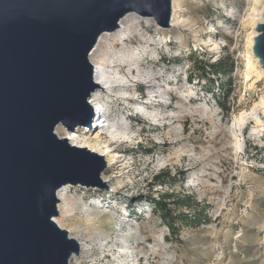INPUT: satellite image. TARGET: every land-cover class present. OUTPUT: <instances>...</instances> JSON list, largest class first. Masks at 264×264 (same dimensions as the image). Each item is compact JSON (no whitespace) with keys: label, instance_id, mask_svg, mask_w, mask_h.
Listing matches in <instances>:
<instances>
[{"label":"rangeland","instance_id":"obj_1","mask_svg":"<svg viewBox=\"0 0 264 264\" xmlns=\"http://www.w3.org/2000/svg\"><path fill=\"white\" fill-rule=\"evenodd\" d=\"M263 15L264 0H176L170 27L130 13L101 35L89 59L119 81L95 89L86 127H56L107 163L106 188L67 184L57 203L58 224L85 242L69 264H264V77L248 47ZM225 55L223 97L200 67ZM171 191L208 221L169 232L148 201Z\"/></svg>","mask_w":264,"mask_h":264},{"label":"water","instance_id":"obj_2","mask_svg":"<svg viewBox=\"0 0 264 264\" xmlns=\"http://www.w3.org/2000/svg\"><path fill=\"white\" fill-rule=\"evenodd\" d=\"M171 11V0H0V264H69L79 253L54 220L57 191L106 188L107 163L56 127L98 117L88 101L99 37L129 13L170 27ZM255 31L250 51L264 74V21Z\"/></svg>","mask_w":264,"mask_h":264},{"label":"trees","instance_id":"obj_3","mask_svg":"<svg viewBox=\"0 0 264 264\" xmlns=\"http://www.w3.org/2000/svg\"><path fill=\"white\" fill-rule=\"evenodd\" d=\"M200 68L203 73L202 76L210 82L211 87H209V90L212 94L215 92V84L220 89L223 97L228 96L231 89L226 86L227 80L224 78L232 69L229 56L219 57L210 63L203 62ZM187 78L190 79L191 77L187 76ZM224 100V102H219V106L224 113H228L230 106L227 105L226 98ZM158 177L159 175H156V178ZM148 202L153 214H156L162 220L172 234L179 232L185 224L199 226L201 223L208 221L207 213L200 206V202L192 195H179L177 192L171 191L157 197H150Z\"/></svg>","mask_w":264,"mask_h":264},{"label":"bare ground","instance_id":"obj_4","mask_svg":"<svg viewBox=\"0 0 264 264\" xmlns=\"http://www.w3.org/2000/svg\"><path fill=\"white\" fill-rule=\"evenodd\" d=\"M175 5H176V0H172V11H171V25H173L174 24V18H173V16H174V12H175ZM130 14V13H129ZM129 14H126L125 16H123L122 17V19L120 20V27L119 28H121V26H122V24H123V21L124 20H126L127 19V17H128V15ZM264 16V15H263ZM263 16H261L260 18H259V20H260V22H262L263 20H264V17ZM263 17V18H262ZM262 19V20H261ZM255 24V23H254ZM118 28V29H119ZM117 29V30H118ZM255 34L256 33H250V35H249V38H248V47H249V49H250V47H251V45L253 44V37L255 36ZM101 38H102V36L101 37H99V39H98V43H99V41L101 40ZM98 43H96V44H98ZM97 46V45H96ZM94 49V48H93ZM95 49H96V47H95ZM94 49V50H95ZM93 50V51H94ZM93 53V52H92ZM254 58H255V61L257 62V64H259V66H260V68L256 71V74H257V76H261V77H264V74H263V69H262V67H261V65H260V63L258 62V58L257 57H255L254 56ZM93 68H94V70H93V77H94V80H95V82L98 84V87L97 88H103V87H106L107 85H110V84H113V83H117L118 81H119V79L118 78H115V79H113L112 78V76H110V74L109 73H107V72H104L103 70H102V67H101V65L99 64V65H97V64H94L93 65ZM92 96L90 97L91 99H90V102H92V103H94V109H97V107H96V94H95V92H93L92 94H91ZM260 103L262 104V107L264 108V99H262L261 101H260ZM97 111V110H96ZM252 111L253 110H251V111H241L239 114H238V122H239V124H243L248 118H250V117H252ZM254 112V111H253ZM254 114V113H253ZM96 120V119H95ZM97 121H99V120H97ZM94 122H96V121H94ZM80 146H82V145H80ZM101 155H105L104 153L102 154V153H100ZM104 180V182H106L107 181V179L106 178H103ZM65 187H67V184L66 185H63L61 188H59V190L57 191V197L60 199L61 197H62V194H63V191H64V189H65ZM108 201H106V203H107ZM58 209L60 210V207H59V205H58ZM57 209V210H58ZM55 217H57V216H55ZM55 217H54V220L58 223V220H56L55 219ZM90 219H92V218H90ZM76 239V238H75ZM78 242H79V245H80V250L82 249L83 250V248H84V241H80L79 240V238H77L76 239Z\"/></svg>","mask_w":264,"mask_h":264}]
</instances>
